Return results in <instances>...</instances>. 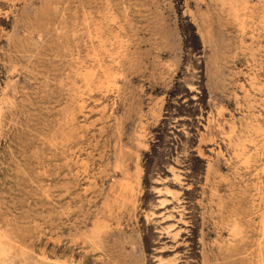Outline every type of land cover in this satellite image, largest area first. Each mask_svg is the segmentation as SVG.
I'll return each instance as SVG.
<instances>
[{
	"label": "rangeland",
	"instance_id": "374dc122",
	"mask_svg": "<svg viewBox=\"0 0 264 264\" xmlns=\"http://www.w3.org/2000/svg\"><path fill=\"white\" fill-rule=\"evenodd\" d=\"M0 264H264V0H0Z\"/></svg>",
	"mask_w": 264,
	"mask_h": 264
}]
</instances>
